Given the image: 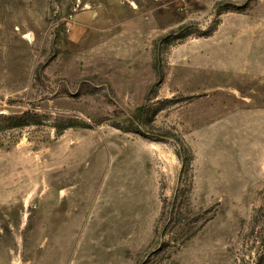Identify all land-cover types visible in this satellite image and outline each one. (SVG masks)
<instances>
[{"label":"rangeland","instance_id":"1","mask_svg":"<svg viewBox=\"0 0 264 264\" xmlns=\"http://www.w3.org/2000/svg\"><path fill=\"white\" fill-rule=\"evenodd\" d=\"M0 264H264V0H0Z\"/></svg>","mask_w":264,"mask_h":264},{"label":"crops","instance_id":"2","mask_svg":"<svg viewBox=\"0 0 264 264\" xmlns=\"http://www.w3.org/2000/svg\"><path fill=\"white\" fill-rule=\"evenodd\" d=\"M82 14H85V16H87V18H89L88 15H87L86 13H82Z\"/></svg>","mask_w":264,"mask_h":264},{"label":"water","instance_id":"3","mask_svg":"<svg viewBox=\"0 0 264 264\" xmlns=\"http://www.w3.org/2000/svg\"><path fill=\"white\" fill-rule=\"evenodd\" d=\"M28 35L25 36V38L27 39Z\"/></svg>","mask_w":264,"mask_h":264},{"label":"bare ground","instance_id":"4","mask_svg":"<svg viewBox=\"0 0 264 264\" xmlns=\"http://www.w3.org/2000/svg\"><path fill=\"white\" fill-rule=\"evenodd\" d=\"M27 38L29 39V36Z\"/></svg>","mask_w":264,"mask_h":264}]
</instances>
